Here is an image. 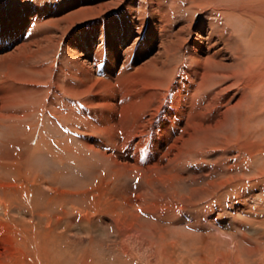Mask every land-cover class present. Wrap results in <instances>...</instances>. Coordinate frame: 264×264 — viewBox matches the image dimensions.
<instances>
[{
  "label": "rangeland",
  "instance_id": "1",
  "mask_svg": "<svg viewBox=\"0 0 264 264\" xmlns=\"http://www.w3.org/2000/svg\"><path fill=\"white\" fill-rule=\"evenodd\" d=\"M34 1L66 6L63 17L78 7L69 8L77 0H26ZM188 1L177 7L168 0L174 21L165 38L175 41L182 30L187 48L193 40L210 46L208 23L216 18ZM238 1L247 4L244 12ZM252 1H227L229 27H216L210 52L191 57L181 50L167 58L161 42L134 57L121 77L125 60L118 63L115 86L134 89L138 99L151 96L159 79L179 83L175 94L162 97L166 118L156 111L144 123H124L119 107L110 122L103 120L97 96L113 97L115 86L74 96L71 90L83 85L69 75L62 48L77 43L72 36L81 28L68 33L70 19L49 17L27 37L38 44L16 55V67L0 68L6 83L0 86V264L263 262L264 0ZM173 100L181 108L172 110Z\"/></svg>",
  "mask_w": 264,
  "mask_h": 264
},
{
  "label": "bare ground",
  "instance_id": "2",
  "mask_svg": "<svg viewBox=\"0 0 264 264\" xmlns=\"http://www.w3.org/2000/svg\"><path fill=\"white\" fill-rule=\"evenodd\" d=\"M227 1L228 0H189L188 2H186L190 4L192 3L195 4L196 7L195 9L199 10L200 15L208 16L210 18L212 17L216 18L215 20L212 19L208 23L209 31L207 34V38L210 43V46L202 48L203 45L199 43V41L193 40L192 42L193 48H187L189 44L187 43V39L181 36L182 30L177 33L176 36L177 38H175V41H171L167 39L168 37H172L173 31L172 28H169V24L170 22L172 23V21H174V17L172 16V12H171L172 7L171 9L169 8L168 0H77L69 5L70 8L71 6L78 4L76 11L73 14L70 15L67 14L68 16H64V17L63 15L67 11L66 6H60L57 4L51 7V5H47L40 1L27 3L26 0H14L9 5L6 6L2 5L3 7L0 6V68H6L7 66H11V65H15V67L17 66V64L21 60V58L17 57L19 56V54H21L20 53L21 50L30 48L31 45L36 43V41L34 40H33L34 42L33 41L28 42L26 40L27 37L36 34L38 28L42 25V22H45L49 17H51V19L63 17L62 18L63 20L65 19L71 20V24H68V26L71 25L70 27L72 28L71 29L68 28V31L66 30L68 33L74 31V29L81 28L80 32L78 31V36H77L78 38H75L76 36H72V40L76 39L77 43H74V41L73 42L67 41V44L65 45L67 49L64 50L65 46L64 48H62L63 51H66L64 52V56L66 53L65 59L70 63L72 68L70 69L69 75L71 76L72 80L73 79L77 80L79 83H81L80 85H83V88L82 86L81 87L79 86V87H74V89L71 90V91H75L76 94L74 96L78 97L80 95L77 94H82V93L85 94L86 92L93 93V90H95L96 94L109 92L110 90L108 88H114L117 82V79L113 74H116L119 71L118 63L122 61V59L125 60V63L122 69L120 70V73L117 74L118 76H120L123 75L129 69V65H131L130 62L133 61V59H135L134 57L139 55V57L137 58L138 59L142 58L143 55H145L148 51L154 48L156 43L161 44L162 42L161 46L163 50V55L166 56L167 58L174 56L175 53H178L181 50L184 53H189L190 54L189 56L191 57L192 55L198 53V51L203 54H205V50H207L208 52L212 51L214 47L212 45L211 40L215 38L214 35L216 34L214 32H218L216 27L217 26L219 27L221 25H223L224 27H229L227 23L229 22L228 19L231 18L230 12L232 11L231 9L233 8V5L231 4V2H227ZM248 1H252V0H248ZM174 2L177 7H179V4L185 5V2H183V0H174ZM253 2L257 3V0L252 1V3ZM239 4H240L239 6L240 11L238 12L241 11L244 12L243 9L245 8L246 3L244 1H241L239 2ZM48 7H50L51 9H49ZM255 9L256 8H254V10ZM233 16L236 17L237 14L233 13ZM241 16L242 14L239 15V18ZM210 28H213V30H210ZM71 34L74 33L71 32ZM186 34H188V32ZM259 34L260 33H258V35ZM130 39L134 40L132 42L133 45L125 46L127 41H129ZM261 39L259 40L261 41ZM259 40L257 39V41ZM257 41L255 40L254 42ZM141 42L144 43V45L140 46L137 49L136 47L138 43L140 44ZM97 43H99V45ZM14 44L17 46L15 50V54H7L5 56H1V54L5 53L6 50L9 47H11V45ZM37 44L38 43H36V45ZM95 44H97L98 46H95ZM45 46L44 47L39 46V49H44ZM58 46L60 47V44H58ZM70 47L71 49H69ZM48 49H50V47L45 49L43 53H45ZM137 50L138 52H136ZM12 56H14L13 59L9 60V58ZM81 56H84L88 59L87 61H85L88 63V65H84L80 61L79 58ZM123 79L124 80H120V81H125V78ZM127 79H129L130 83L133 84V79L131 76H127L126 80ZM6 82L8 85H10V87L11 86L13 87V83H8V81ZM177 83H178L177 80H170L167 84L166 82H163L162 80L159 79L158 82L154 85V89L151 92L152 95L150 96V94L144 92L143 96H141L142 94L140 95V97H142L140 98L141 100L138 99L139 97L138 93L136 92L137 95L136 93H134L133 91L134 89L128 90V89H124L125 87L123 86L122 88L115 86L118 88V91L114 92L111 90V92H113L112 93L113 97H111L110 94H108L109 96H107V98L102 96L99 98V96H97L96 99V101H98L97 106H103L104 108L103 120H105L106 122L111 121L113 114L116 113L115 110L117 109V107L121 108V110L124 112L123 118L121 117L123 119V122L125 121V119L129 120L130 118H133L136 119V121L141 120L140 122L144 123V120L147 119L146 117L156 111L158 113H161L163 118L164 117L166 118L165 115L168 112H165L164 109L161 107L163 105L161 104L163 99L162 97L166 95L169 96L171 95V93L175 94L176 93L175 85ZM5 84H6L5 81H0V86H5ZM15 85L16 87H18L17 84ZM70 85L71 87H73L72 86L73 84L70 83ZM14 91H16V93L18 94L19 88L15 89ZM123 91H125L126 93ZM221 93L223 94L225 92L222 91ZM115 95H117V98L119 97V99H116ZM157 95L159 97V101H158L159 104L154 109L152 106V108L149 111L148 108H150L151 106V104H149V102L151 101L150 99L153 96H157ZM172 97H174L173 94ZM16 99L18 98L15 97L14 101ZM6 104L8 106L7 102ZM176 105L178 108H181V106L177 104V102H175L174 100L171 102L170 108L172 109ZM52 113H54V111ZM8 116H6V119L9 118ZM222 224L223 225L227 224V222ZM136 240H140V235L136 237ZM235 246H233L232 248L236 249ZM237 257H235V261L236 259L238 260ZM261 264H264V257H263V262H261Z\"/></svg>",
  "mask_w": 264,
  "mask_h": 264
}]
</instances>
